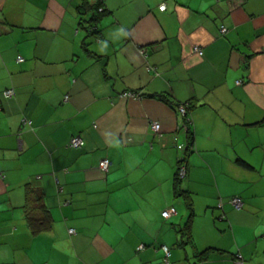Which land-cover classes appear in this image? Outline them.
<instances>
[{"label":"crops","instance_id":"obj_1","mask_svg":"<svg viewBox=\"0 0 264 264\" xmlns=\"http://www.w3.org/2000/svg\"><path fill=\"white\" fill-rule=\"evenodd\" d=\"M86 1L0 0V264H192L206 247L264 264V0H104L89 37ZM161 92L196 104L185 247L189 210L174 180L187 138L175 104L149 96ZM29 183L55 219L37 236ZM233 195L243 209L226 203ZM211 255L203 264H236Z\"/></svg>","mask_w":264,"mask_h":264},{"label":"trees","instance_id":"obj_2","mask_svg":"<svg viewBox=\"0 0 264 264\" xmlns=\"http://www.w3.org/2000/svg\"><path fill=\"white\" fill-rule=\"evenodd\" d=\"M80 7H82L80 9L81 14H84V10L86 11V10L92 8L93 13H92L91 19H87L88 24L83 23V17L81 19V21H82L81 24H84L83 26L85 28H87V30H88V37L91 36V34H100L99 33L100 30H98V27L96 24L100 21L101 17L107 11V7L105 5L104 0H97L96 3L90 2V0H87L83 5L81 4ZM245 66H246V68H248V65H245ZM241 83H242V80H237V84H241ZM125 93L126 94L132 93L133 95L132 94L127 95V96H132V97H140L141 96L139 94V92L134 91V90H128V91L124 92L123 94H125ZM13 95H11V96L6 95V96L12 97ZM149 96L163 100V101H166V102L171 103L173 105L175 104L174 107H176L178 109L181 116L183 117L182 118L183 123L181 124L179 130H181L183 133H185L187 139H186L185 143L178 144V148L182 151V154H181L180 159L178 161L177 171H176L175 180H174V186H175L176 196H181L184 199L186 206L189 210V215H188V220L185 223V225L182 228L178 229L179 230L178 232H180V235H181L179 240H178V244L182 247H185L186 245H194L193 244L194 236H193V232H192V226H193V221H194V216H195L194 200H193L192 193L190 191L186 190L185 188H183L182 181L188 173V158H189L190 154L194 151L195 132H194L193 127H192L193 119L191 116V112L195 108L196 104H195V101L192 99L188 100V101H182V102L174 101L169 97L170 96L169 94L164 93V92L150 93ZM182 106L185 107V112L181 111L180 107H182ZM260 123H263V121H261ZM156 132H158V131H156ZM105 158L109 159L108 157H105ZM101 160H100V162H101ZM109 161H110V163H109L107 169L102 168L100 166V162H99V167L105 171H108L110 168V165H111V160L109 159ZM237 161L245 167L254 168L250 162H248L247 160H245L241 157L237 158ZM2 176H4V174L0 172V177H2ZM236 197H238L242 200L243 204L240 207L236 206L234 203V198H236ZM44 200H45V197L41 194V191H39L38 188H36L34 185H31V183H29L26 187V202H25L24 206L27 209L26 210L27 225H28V228H29L31 234L34 236L40 235L43 232L50 231L53 229V226H54L55 219L52 215L50 208L48 207V205L46 204V202ZM226 203H229L230 206L232 205V207L235 210H241L244 207V200L240 195H233V196L229 197ZM224 206H225V201L221 200V202L218 203V206L215 207L220 212L219 215L216 217V220L223 221L224 219L227 218V212H226V209L224 208ZM171 208H175V207L172 206V207H169L165 210H169ZM175 210H176V212H174V213H177L176 208H175ZM164 211L162 212V215L165 218L171 217L172 214L174 215V213H172L169 216H166V215H164ZM263 220H264V218H263ZM246 229H248V228H246ZM70 231L74 232V229L72 228ZM145 247H146L145 244H141L139 246L140 249H144ZM163 248H165V247H163ZM167 249H168V246H167ZM167 249L165 248L166 252L168 251ZM212 251H217L221 255L225 254L226 256H229L230 259H232V260L234 259V262H236V264H244V257L241 253L231 252V251H227L224 249H219L217 247H206L203 250H197L195 252L196 262H193V263H195V264L205 263L211 256H213V255H211ZM168 253H169V251L167 252V254ZM216 256H219V258H221L220 255H216Z\"/></svg>","mask_w":264,"mask_h":264},{"label":"built area","instance_id":"obj_3","mask_svg":"<svg viewBox=\"0 0 264 264\" xmlns=\"http://www.w3.org/2000/svg\"><path fill=\"white\" fill-rule=\"evenodd\" d=\"M160 8L164 10V9H166V5H165V4H162V5L160 6ZM224 30H225V29H224ZM195 49H196L198 52L203 53V51H201V49H200L198 46L195 47ZM19 60H23V58L20 57ZM5 94H6L7 96H11V95L15 94V91H14V89H8V90H6ZM129 94H132V93H129ZM129 94H126V93H125V95H129ZM132 95H133V94H132ZM180 109H181L182 112H185V107L182 106V107H180ZM152 128H153L155 131H159V130L161 129V124H160L158 121H153V122H152ZM83 143H84V142H83V139H82L80 136H76V137H74V138L72 139L70 145H72V146H74V147H79V146L83 145ZM109 163H110L109 159L104 158V159L101 160V162H100V166H101L102 168H104V169H107ZM234 203H235V205L238 206V207H240V206L243 204V203H242V200H241L240 198H238V197L234 198ZM174 212H176L175 208H171V209H169V210H165V211H164V215L169 216L170 214H172V213H174ZM166 249H167V248H166ZM167 250H168V249H167ZM167 252H168V251H167Z\"/></svg>","mask_w":264,"mask_h":264},{"label":"rangeland","instance_id":"obj_4","mask_svg":"<svg viewBox=\"0 0 264 264\" xmlns=\"http://www.w3.org/2000/svg\"><path fill=\"white\" fill-rule=\"evenodd\" d=\"M262 184H264V182H262ZM208 210H209V212H210V219H211V217H212V208H209ZM213 210H214V209H213ZM199 217H200V216H198V220L200 219ZM196 218H197V216H196ZM207 223L210 224V221H207V218H206V222H204L203 224H207ZM197 227H199V228L201 229V226H198V225H197Z\"/></svg>","mask_w":264,"mask_h":264}]
</instances>
